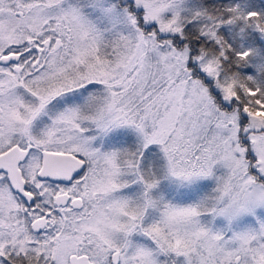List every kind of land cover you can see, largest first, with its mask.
Here are the masks:
<instances>
[{"label": "snow or ice", "instance_id": "snow-or-ice-1", "mask_svg": "<svg viewBox=\"0 0 264 264\" xmlns=\"http://www.w3.org/2000/svg\"><path fill=\"white\" fill-rule=\"evenodd\" d=\"M0 264H264V0H0Z\"/></svg>", "mask_w": 264, "mask_h": 264}]
</instances>
